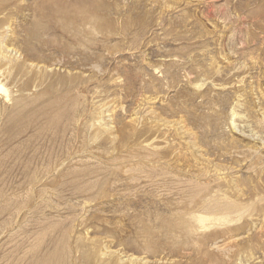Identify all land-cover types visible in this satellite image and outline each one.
Returning a JSON list of instances; mask_svg holds the SVG:
<instances>
[{
    "label": "rangeland",
    "instance_id": "rangeland-1",
    "mask_svg": "<svg viewBox=\"0 0 264 264\" xmlns=\"http://www.w3.org/2000/svg\"><path fill=\"white\" fill-rule=\"evenodd\" d=\"M0 84V264H264V0H0Z\"/></svg>",
    "mask_w": 264,
    "mask_h": 264
},
{
    "label": "bare ground",
    "instance_id": "bare-ground-1",
    "mask_svg": "<svg viewBox=\"0 0 264 264\" xmlns=\"http://www.w3.org/2000/svg\"><path fill=\"white\" fill-rule=\"evenodd\" d=\"M0 92L7 93L8 91L0 84ZM199 220H205L206 218L203 216L198 217Z\"/></svg>",
    "mask_w": 264,
    "mask_h": 264
}]
</instances>
